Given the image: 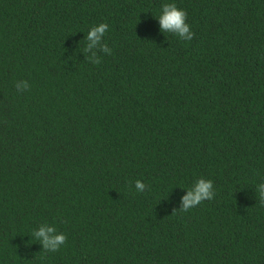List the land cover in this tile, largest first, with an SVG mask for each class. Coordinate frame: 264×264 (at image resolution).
I'll return each instance as SVG.
<instances>
[{"label": "trees", "instance_id": "trees-1", "mask_svg": "<svg viewBox=\"0 0 264 264\" xmlns=\"http://www.w3.org/2000/svg\"><path fill=\"white\" fill-rule=\"evenodd\" d=\"M200 178L214 198L174 211ZM260 183L264 0H0V264H264Z\"/></svg>", "mask_w": 264, "mask_h": 264}, {"label": "clouds", "instance_id": "clouds-1", "mask_svg": "<svg viewBox=\"0 0 264 264\" xmlns=\"http://www.w3.org/2000/svg\"><path fill=\"white\" fill-rule=\"evenodd\" d=\"M161 7V14L158 17L161 32L171 33L183 41H191L194 33L186 23L187 13L184 10L178 9L174 3H165ZM107 31L108 24L106 23H100L88 31L85 37L87 43L84 52L86 54L92 52V55L88 57L90 63L99 64L101 62L96 52L92 51L93 49L98 48L100 52L111 55L112 50L106 43H102ZM29 87L30 85L27 81H20L16 84L17 90L21 92L27 90ZM146 187L140 180L135 182L137 192H144ZM258 188L260 191L259 201L264 205V183H260ZM215 194L213 182L200 178L187 190V194L181 198L180 208L174 211L187 212L206 200L211 201ZM33 236L42 244L43 252L46 253L59 251L61 246L67 241L65 234L57 232L55 226H49L48 224L41 225L38 230L33 232Z\"/></svg>", "mask_w": 264, "mask_h": 264}]
</instances>
